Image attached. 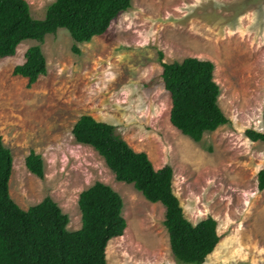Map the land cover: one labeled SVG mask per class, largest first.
<instances>
[{
    "label": "rangeland",
    "instance_id": "rangeland-1",
    "mask_svg": "<svg viewBox=\"0 0 264 264\" xmlns=\"http://www.w3.org/2000/svg\"><path fill=\"white\" fill-rule=\"evenodd\" d=\"M42 19L54 0H26ZM75 42L60 28L42 43L21 41L0 57V136L12 155L9 194L22 209L52 198L81 226L79 193L105 183L122 198L126 229L108 241L106 264H192L171 253L165 208L132 184L117 181L103 158L71 133L83 114L115 127L154 168L169 165L172 190L192 224L211 216L219 240L202 264H264V143L245 136L262 131L264 107V0H131L102 35ZM40 45L46 73L31 87L13 75L26 49ZM162 53V59L159 58ZM210 60L219 85L218 105L229 122L195 142L169 121L171 100L161 62ZM40 155L42 178L25 165Z\"/></svg>",
    "mask_w": 264,
    "mask_h": 264
},
{
    "label": "trees",
    "instance_id": "trees-1",
    "mask_svg": "<svg viewBox=\"0 0 264 264\" xmlns=\"http://www.w3.org/2000/svg\"><path fill=\"white\" fill-rule=\"evenodd\" d=\"M131 6V0H54L42 19L30 15L26 0H0V57L13 56L17 45L26 39L42 43L45 35L60 28L68 31L75 43L102 35L117 15ZM71 50L79 54L76 44ZM162 59V53H159ZM162 83L169 93V121L183 135L199 142L229 122L218 105L219 85L214 80L210 60L186 57L181 61L161 62ZM46 73V60L40 45L26 49L24 61L12 74L26 79L29 88ZM263 130H245L251 141L264 143ZM71 133L77 143L92 147L104 160L117 181L132 184L143 197L165 208L163 224L172 255L183 263L202 264L219 240L216 220L207 216L192 224L183 214L172 190L169 165L154 168L147 154L133 150L109 123L91 115H81ZM26 168L43 176L40 155L30 151ZM12 155L0 136V264H106L105 250L110 239L126 229L123 201L109 185L96 181L78 195L81 226L69 231L68 215L46 196L27 209L10 197L9 177ZM257 188L264 189V168L257 172Z\"/></svg>",
    "mask_w": 264,
    "mask_h": 264
}]
</instances>
